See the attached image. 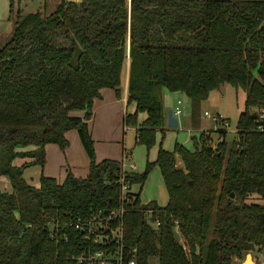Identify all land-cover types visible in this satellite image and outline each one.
Instances as JSON below:
<instances>
[{
  "label": "trees",
  "instance_id": "trees-1",
  "mask_svg": "<svg viewBox=\"0 0 264 264\" xmlns=\"http://www.w3.org/2000/svg\"><path fill=\"white\" fill-rule=\"evenodd\" d=\"M11 14L14 35L0 46V178L12 186L0 193V264H77L71 255L80 252L52 241L50 226L120 206L123 161H97L88 121L102 89L121 96L127 72L136 112L124 124L136 128L137 114H147L137 143L148 150L167 125L165 92L190 98L195 127L212 92L231 85L246 93L233 141L224 129L202 132L195 151L161 147L144 173L126 174L140 186L124 216L137 264H233L263 252L264 204L251 198L264 199V135L253 120L264 102V0H63L52 13L27 15L11 0ZM72 130L90 158L87 178L69 173L60 184L42 175L30 185L26 169L44 168L46 146L65 150ZM155 167L169 193L164 207L140 198ZM149 210L159 228L147 222Z\"/></svg>",
  "mask_w": 264,
  "mask_h": 264
},
{
  "label": "crops",
  "instance_id": "crops-1",
  "mask_svg": "<svg viewBox=\"0 0 264 264\" xmlns=\"http://www.w3.org/2000/svg\"><path fill=\"white\" fill-rule=\"evenodd\" d=\"M62 1L63 0H20V3L23 14L27 15L41 10H45L46 13H52L57 9L58 5ZM65 1L75 2L78 0ZM10 2L11 0H0V43L9 41L14 35L16 28V17L10 13L11 10L9 11ZM128 82L129 74L127 72L124 84L121 87L120 97L117 96L115 90L104 88L101 90V98L96 99L94 102L93 116L88 121V124L94 140V147L98 162L105 159L118 161L125 160L124 154L127 151V148L123 145L122 149H118L116 145L118 136L120 137L121 133L123 135V132L125 134V131L128 129H132L135 131L136 141H138V131L141 128L140 125H142V123L147 119V114L142 113L141 118L138 119V127H130L124 124L127 114H134L136 112V106L134 104L129 105L128 103ZM177 94L182 93H164V107L166 111L167 125L169 110H174L176 108L172 107L169 98L171 97L170 95ZM189 103L192 106L190 98ZM181 106H183V103ZM160 132L161 131H157V133ZM66 136L69 141V146L65 150H62L55 144L46 146V163L44 168L39 165H35L26 169L24 178L30 185L39 187L42 175L55 178L60 184L66 180L69 173H72L77 178H87L90 170V158L82 143L79 131L72 130L68 132ZM147 151L150 152L151 149H147ZM157 158L158 155L154 161L148 162H155ZM25 162V160H17L15 164L17 166H21ZM1 178L7 181L5 184V190H8L9 180L5 177ZM11 191L12 186L10 192ZM165 204L160 206L164 207L168 203L166 205Z\"/></svg>",
  "mask_w": 264,
  "mask_h": 264
},
{
  "label": "rangeland",
  "instance_id": "rangeland-1",
  "mask_svg": "<svg viewBox=\"0 0 264 264\" xmlns=\"http://www.w3.org/2000/svg\"><path fill=\"white\" fill-rule=\"evenodd\" d=\"M10 1V0H9ZM17 2V0H16ZM11 10V2L9 11ZM11 13V12H10ZM14 18V17H13ZM6 42H1L0 46H4ZM170 104L172 107H177L179 100L182 101V115L177 117L179 125L176 128H170L168 125L165 127V132L156 134V143L151 151L148 152L144 145H140L136 141V133L132 129H128L118 136L116 145L118 149H122L123 145L127 148L124 155L128 157L129 162L135 165L136 171L144 173L147 168L148 161H154L158 155L160 147L164 150L173 151L176 145H183L190 151H195L196 146L201 138L203 132H215L218 129L227 131V141L230 143L237 137V125L240 114L244 109L246 100V93L242 90H236L231 85H224L220 90L211 93L208 100L201 105V116L198 118L199 127H195L192 122V106L189 103V98L185 94L170 95ZM208 111L211 114H221L228 121V127L216 125L213 120L204 115ZM142 113L137 114V119H140ZM214 144H217L221 136L214 134ZM132 152V153H131ZM19 161L21 159H18ZM177 166L182 167L180 159L177 158ZM6 180L0 179V193L10 192L11 184L8 181V190H5ZM135 190L139 191L140 186H136ZM141 202L149 204L157 202L159 205L167 204L169 201V193L165 185L162 172L159 167L153 168L149 174L146 183L141 191ZM252 201H259L264 204V201L257 195L252 196ZM165 204V205H166ZM249 258L247 259V257ZM253 259L257 264H264V254L248 252L242 258L234 259L233 264H247V260ZM150 264H159V257L150 259Z\"/></svg>",
  "mask_w": 264,
  "mask_h": 264
},
{
  "label": "built area",
  "instance_id": "built-area-1",
  "mask_svg": "<svg viewBox=\"0 0 264 264\" xmlns=\"http://www.w3.org/2000/svg\"><path fill=\"white\" fill-rule=\"evenodd\" d=\"M181 105L182 101L179 100L174 109L176 117L182 115ZM254 110V131L264 135V102ZM204 115L211 118L216 125L228 127V121L223 115H213L208 111ZM236 133L238 135L239 131ZM129 161L128 157L123 160L121 204L118 208L106 212L105 215L97 213L90 217L79 215L66 220H56L50 226L49 238L52 241L57 244H73V249L80 252L71 255V259L77 264H137L138 250L127 247L124 239L125 205L133 203L138 192L134 189L137 185L125 180L127 173L136 171L135 165ZM152 217L153 211H147V222L154 228H159L161 222L153 221Z\"/></svg>",
  "mask_w": 264,
  "mask_h": 264
},
{
  "label": "water",
  "instance_id": "water-1",
  "mask_svg": "<svg viewBox=\"0 0 264 264\" xmlns=\"http://www.w3.org/2000/svg\"><path fill=\"white\" fill-rule=\"evenodd\" d=\"M129 7H131V6H129ZM128 38L130 40V36H128ZM178 125H179V121H178L177 117L174 115V110L173 109L169 110V112H168V126L170 128H176V127H178ZM174 236H175L177 241H180V235H179L178 231H174ZM263 251H264V249H263ZM248 258H249V256L247 257V259Z\"/></svg>",
  "mask_w": 264,
  "mask_h": 264
},
{
  "label": "bare ground",
  "instance_id": "bare-ground-1",
  "mask_svg": "<svg viewBox=\"0 0 264 264\" xmlns=\"http://www.w3.org/2000/svg\"><path fill=\"white\" fill-rule=\"evenodd\" d=\"M247 264H257L253 259L247 260Z\"/></svg>",
  "mask_w": 264,
  "mask_h": 264
}]
</instances>
